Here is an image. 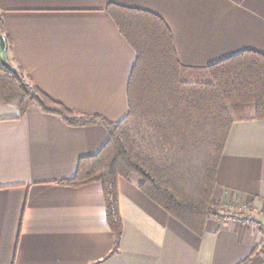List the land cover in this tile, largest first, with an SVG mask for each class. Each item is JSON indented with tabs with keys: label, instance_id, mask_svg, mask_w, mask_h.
Returning a JSON list of instances; mask_svg holds the SVG:
<instances>
[{
	"label": "crops",
	"instance_id": "obj_1",
	"mask_svg": "<svg viewBox=\"0 0 264 264\" xmlns=\"http://www.w3.org/2000/svg\"><path fill=\"white\" fill-rule=\"evenodd\" d=\"M111 3L163 18L186 66L247 49L264 54V0H0L16 64L81 113L118 122L128 112L136 52ZM108 139L104 125H70L37 105L21 114L0 101V264H239L251 256L249 264H264V119L233 124L217 174L213 197L243 215L209 220L199 236L149 198L137 176L119 177L116 247L102 183H63Z\"/></svg>",
	"mask_w": 264,
	"mask_h": 264
},
{
	"label": "trees",
	"instance_id": "obj_2",
	"mask_svg": "<svg viewBox=\"0 0 264 264\" xmlns=\"http://www.w3.org/2000/svg\"><path fill=\"white\" fill-rule=\"evenodd\" d=\"M107 11L136 52L128 112L122 120L81 113L39 88L12 57L13 40L1 17L7 60L14 67L0 58V101L21 114L37 105L70 125L101 124L108 129L102 149L81 158L75 176L63 183H102L115 247L123 233L119 177L137 176L149 198L199 236L209 220L243 215L242 209L225 207L213 196L233 124L264 119V54L247 49L205 67L186 66L159 15L117 3L109 4ZM259 228L264 237V219ZM251 258L239 264H249Z\"/></svg>",
	"mask_w": 264,
	"mask_h": 264
},
{
	"label": "water",
	"instance_id": "obj_3",
	"mask_svg": "<svg viewBox=\"0 0 264 264\" xmlns=\"http://www.w3.org/2000/svg\"><path fill=\"white\" fill-rule=\"evenodd\" d=\"M0 58L4 64H6L9 67H14L13 65L9 64L8 62V46H7V40L5 35L1 32L0 29Z\"/></svg>",
	"mask_w": 264,
	"mask_h": 264
},
{
	"label": "rangeland",
	"instance_id": "obj_4",
	"mask_svg": "<svg viewBox=\"0 0 264 264\" xmlns=\"http://www.w3.org/2000/svg\"><path fill=\"white\" fill-rule=\"evenodd\" d=\"M240 209H241V208H240ZM240 209H239V208H237L236 210H237V211H241Z\"/></svg>",
	"mask_w": 264,
	"mask_h": 264
}]
</instances>
